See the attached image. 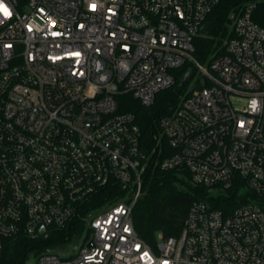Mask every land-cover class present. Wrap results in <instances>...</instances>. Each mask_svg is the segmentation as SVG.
Returning a JSON list of instances; mask_svg holds the SVG:
<instances>
[{
	"label": "built area",
	"instance_id": "built-area-1",
	"mask_svg": "<svg viewBox=\"0 0 264 264\" xmlns=\"http://www.w3.org/2000/svg\"><path fill=\"white\" fill-rule=\"evenodd\" d=\"M220 2L0 0V252L82 219L33 263L264 264V26L247 4L200 61L193 39ZM186 63L189 94L160 119L174 151H146L120 98L152 105ZM149 164L252 195L230 212L194 201L179 235L149 243L133 220Z\"/></svg>",
	"mask_w": 264,
	"mask_h": 264
},
{
	"label": "trees",
	"instance_id": "trees-1",
	"mask_svg": "<svg viewBox=\"0 0 264 264\" xmlns=\"http://www.w3.org/2000/svg\"><path fill=\"white\" fill-rule=\"evenodd\" d=\"M249 3L256 4L252 12L253 20L264 26V0H221L208 14L193 39L194 55L200 61L205 63L214 55L223 52L222 43L232 34L236 16ZM189 65L186 63L177 72V76L184 78L186 74L195 75V70L189 71ZM182 81L176 80L173 86L159 92L155 102L150 106L142 105L132 95L120 98L121 110L133 111L136 114L137 123L141 128L142 147L146 151L161 150L164 154H171L174 151L162 133L160 119L172 112L181 98L189 94L187 80ZM209 193L208 187L194 184L186 170H164L154 164L147 165L143 176L142 194L133 208V220L138 233L149 243H155L159 232L164 237L177 236L181 233L194 201L202 200L209 205L212 204L214 208L230 212L234 207L249 201L247 197L252 195L249 191L240 194L237 188L225 191L218 198L209 196ZM111 201L102 199L95 204ZM85 228V221L76 219L72 226L47 234L8 240L0 252V264H34L33 259L38 254L50 250H63L71 243H75Z\"/></svg>",
	"mask_w": 264,
	"mask_h": 264
},
{
	"label": "rangeland",
	"instance_id": "rangeland-1",
	"mask_svg": "<svg viewBox=\"0 0 264 264\" xmlns=\"http://www.w3.org/2000/svg\"><path fill=\"white\" fill-rule=\"evenodd\" d=\"M225 40V39H224ZM192 67V66H191ZM194 67V66H193ZM200 76L199 73H197L196 77ZM183 79V76H177V81H181ZM191 87V83L187 86L188 89H190ZM209 196L211 197H220L222 196V194H224V191L220 190V189H209ZM212 205V204H211ZM30 263H32L30 260H29Z\"/></svg>",
	"mask_w": 264,
	"mask_h": 264
},
{
	"label": "snow or ice",
	"instance_id": "snow-or-ice-1",
	"mask_svg": "<svg viewBox=\"0 0 264 264\" xmlns=\"http://www.w3.org/2000/svg\"><path fill=\"white\" fill-rule=\"evenodd\" d=\"M4 12H5L6 15L8 14V13H7V9H4Z\"/></svg>",
	"mask_w": 264,
	"mask_h": 264
}]
</instances>
